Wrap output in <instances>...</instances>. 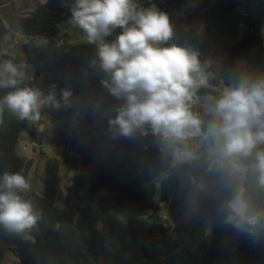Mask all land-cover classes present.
<instances>
[{
  "label": "trees",
  "instance_id": "16d2710c",
  "mask_svg": "<svg viewBox=\"0 0 264 264\" xmlns=\"http://www.w3.org/2000/svg\"><path fill=\"white\" fill-rule=\"evenodd\" d=\"M203 1H215L204 34L186 29L181 16L173 22V15L182 12L186 0H137L136 3L140 7L155 4L167 12L176 33L171 42L193 50H211L220 38H235L239 25L246 24L248 33L227 49L228 56L222 61L223 83L229 87L234 76L233 86L241 80L264 79V0ZM72 3L74 0H45L25 21L35 35L56 40L61 34L60 23L71 18L68 6ZM8 31L0 17V41ZM120 31L114 30L105 39L114 40ZM24 50L34 70L30 86L43 84L50 88L54 84L57 92L70 88L76 95L73 112L78 119L96 104L110 113L94 128L99 138L94 148L78 143L84 156L104 158L96 176L81 178L62 197L60 161L48 159L44 193L34 194L32 198L43 213L39 230L31 231L28 233L31 238L24 239L0 228V264L9 245L17 247L22 264H102L103 260L106 264H219L231 253L236 264H264V220L245 221V228L227 222L235 214L232 202L236 197V201L246 206L245 219L264 215V187L258 184V174L252 167L254 153L239 157L246 166L242 192L233 180L220 176L197 200L198 210L187 225L173 237L169 235L172 230L169 224H154L148 230L123 224L112 213L114 204L142 213L155 209L159 203H169L182 184L178 166H184L194 178L207 176L209 172L203 164L214 151L215 141L203 139L197 147L191 146V162L181 164L183 145L166 141L150 128L138 130L131 137L120 136L110 127L109 119L115 117L123 101L102 85L101 81L107 77L99 67L95 45L81 41L64 51L45 53L28 42ZM217 56L213 51L199 59L207 69ZM239 60L242 62L237 66ZM6 91L0 90V97ZM222 92L202 85L195 90L193 99L210 97L213 102ZM73 112L61 106L52 121L70 128ZM29 124L5 110L0 124V175L4 171L22 170L26 177L30 172L34 160L24 162L16 152L20 135ZM206 127L202 123V131ZM259 150H264V144L257 146L256 151ZM102 190L108 195L103 196Z\"/></svg>",
  "mask_w": 264,
  "mask_h": 264
},
{
  "label": "clouds",
  "instance_id": "9594fccd",
  "mask_svg": "<svg viewBox=\"0 0 264 264\" xmlns=\"http://www.w3.org/2000/svg\"><path fill=\"white\" fill-rule=\"evenodd\" d=\"M68 7L71 24L96 46L99 67L107 77L102 85L123 101L109 119L118 135L131 137L150 128L166 141L211 138L214 151L225 158L254 153L252 167L264 187V150L256 151L264 144V79L226 87L206 105L212 119L202 131L200 117L190 109L195 90L207 84L206 69L197 51L171 42L175 32L167 12L155 5L140 7L135 0H74ZM116 29H121L119 34L107 41ZM33 71L24 61H0V90H8L0 97V124L6 109L17 120L35 124L45 107L70 104V88L62 89L58 99L54 84L47 94L30 86ZM31 189L22 170L0 175V228L24 239L39 230L43 216L25 196ZM235 207L238 212L246 210L242 203Z\"/></svg>",
  "mask_w": 264,
  "mask_h": 264
},
{
  "label": "rangeland",
  "instance_id": "374dc122",
  "mask_svg": "<svg viewBox=\"0 0 264 264\" xmlns=\"http://www.w3.org/2000/svg\"><path fill=\"white\" fill-rule=\"evenodd\" d=\"M44 2L45 0H0V17L9 30L8 34L0 41V61L4 59H13L17 63L24 61L30 64L24 50V45L28 42H31L32 47L39 52L52 53L61 50L58 45L61 38L72 39L74 43L86 41L82 31L71 24L70 18L60 23L61 34L56 40H50L35 35L29 29L25 17ZM214 4L215 1L205 3L203 0H186L182 10L185 16L184 23L186 29L193 28L199 31L200 34H204L206 28L210 25L208 13L213 8ZM179 15V13H175L173 15V20L175 21ZM22 30L24 32H22ZM247 33L248 28L246 24L241 23L235 38L222 37L214 43L211 50L203 48L195 49V51L199 53V57H205L213 51L219 55L206 69L208 78L206 86L222 91L227 87L223 83L221 75L222 61L228 56L227 49L241 40ZM262 35L264 39V26ZM241 62L242 61L239 60L237 66L240 65ZM234 77L230 82H233ZM60 94L61 92H57V97L60 98ZM72 94V97H70V104L67 106L62 104V106L73 112L76 95L74 93ZM208 103H211L209 98L203 97L202 99H193L191 104L192 109L200 111V119L202 123L206 125L212 119L206 116V105ZM49 109L50 107L42 109L41 119L35 124L30 123L23 130L16 147L18 157L24 162L29 159L34 160L30 172L26 175V178L32 185V189L29 193L25 194V196L31 200L34 194L42 195L44 193L45 165L48 159L55 158L60 161V192L62 197L68 190L72 189L81 178L95 177L98 165L104 161V158L100 156L94 158L84 156L80 152L78 143L81 142L90 149L94 148L99 141L94 128L100 124L110 111L102 110L100 106L96 104L87 110L80 119H78L73 112L71 116L73 125L70 128H66L60 124L54 123L52 118L47 117V114L50 112ZM202 140V137L196 136L186 138L182 142L173 141L174 143H181L183 148H186L181 157V164L184 162H191V146L192 148L197 147ZM188 147L189 150L187 149ZM185 153H187V155H185ZM239 157L240 155L225 158L215 151L211 152L208 159L203 164V167H205L209 173L207 176L198 178L192 177L184 166H178V169L181 171L180 177L182 179L180 191L186 189L188 192L183 198L184 202L189 201V203H187L188 205L197 206V200L200 196L207 190L211 183L216 182L222 175L233 180L242 192L243 182L246 178V166L239 161ZM216 158L218 161L214 162ZM241 192L239 195H241ZM101 194L103 196L108 195L105 190H102ZM236 198L232 202L235 214L227 220L228 223L235 224L240 228H245V221L254 223L264 220V215L254 219H245L244 211L238 212L235 207L240 203L244 205V203L240 202V200L236 201ZM59 205H61L60 201ZM150 211L151 210H146L145 214H148ZM112 213L123 224L134 227L138 226L137 222L140 220V215L138 216V213L121 209L117 207L116 204L113 205ZM150 220L152 223L167 224L166 221L157 216H151ZM169 235L173 237L175 235L174 231L170 230ZM2 264H22L19 259L18 249L15 245H9L2 260ZM102 264H106V262L103 260ZM219 264H236L233 253L223 259Z\"/></svg>",
  "mask_w": 264,
  "mask_h": 264
},
{
  "label": "crops",
  "instance_id": "0c3cea01",
  "mask_svg": "<svg viewBox=\"0 0 264 264\" xmlns=\"http://www.w3.org/2000/svg\"><path fill=\"white\" fill-rule=\"evenodd\" d=\"M136 1L137 0H135V2ZM177 13H179L180 14L179 16L182 17L183 25L185 26V23H184L185 16L183 15L182 12H177ZM173 22H175V21L173 20ZM175 38H176V36H174V39ZM61 43H63V44H61ZM73 43L74 42L72 39L61 38L58 42V45L60 46L61 50L63 48V51H64L67 48V46H69ZM39 86H40L39 88L41 90H44L48 93L49 87H47L43 84H41ZM57 98L59 99V97H57ZM208 98H209V100L211 99L210 97H208ZM49 111L50 112L47 114V117L52 118L58 112V108L50 107ZM189 147H190V145H189ZM189 147L187 148L188 150H189ZM183 150H184L183 152H185L186 148H183ZM216 159L214 162H216L218 160V159L217 160ZM219 162H220V160H219ZM181 186H182V184H181ZM180 187L173 194L172 200L169 203H159L157 205V207L155 209H151V211L148 214H145L146 210L143 211L142 213H138V216L140 215V220H138V222H137L138 226L136 228L142 229V230H148L154 224H158V223H152L150 220V217L151 216H154V217L157 216V217H160V219L166 221L167 224L171 225L174 233H176L180 229H183L187 225L190 217L197 212L198 207L194 206V205L191 206L190 204L188 205L187 203H189V201L184 202L183 198L188 192L186 191V189L180 191V189H181Z\"/></svg>",
  "mask_w": 264,
  "mask_h": 264
},
{
  "label": "built area",
  "instance_id": "2783aa9c",
  "mask_svg": "<svg viewBox=\"0 0 264 264\" xmlns=\"http://www.w3.org/2000/svg\"><path fill=\"white\" fill-rule=\"evenodd\" d=\"M61 44H63V43H61ZM230 81H231V80H230ZM230 86H233V83H232V82H231V85H230ZM230 86H229V87H230ZM190 110H191L194 114H197L199 117H201V113H200V111H196L195 109H192V108H191ZM217 161H218V160H217ZM217 161H216V162H217Z\"/></svg>",
  "mask_w": 264,
  "mask_h": 264
},
{
  "label": "water",
  "instance_id": "95a60500",
  "mask_svg": "<svg viewBox=\"0 0 264 264\" xmlns=\"http://www.w3.org/2000/svg\"><path fill=\"white\" fill-rule=\"evenodd\" d=\"M61 51H63V48H62V50ZM166 173H167V171H165Z\"/></svg>",
  "mask_w": 264,
  "mask_h": 264
}]
</instances>
